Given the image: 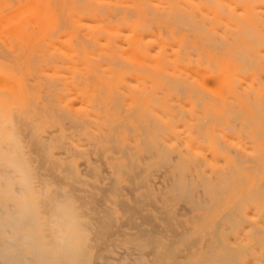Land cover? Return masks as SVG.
Returning <instances> with one entry per match:
<instances>
[{"label": "rangeland", "instance_id": "obj_1", "mask_svg": "<svg viewBox=\"0 0 264 264\" xmlns=\"http://www.w3.org/2000/svg\"><path fill=\"white\" fill-rule=\"evenodd\" d=\"M40 1H42L41 3H43V5H42L43 7L40 6L42 13H44L43 11H49V13H51V11L54 9L53 12L56 15V18L54 19V21L57 20L58 24L51 26L48 29H45L46 30L45 33H44V30L43 31L41 30V31H34L33 34L30 33L29 38H26V35H24V37L20 36L21 38L19 37V39L24 38L21 41L18 40L17 39L18 37H17V38H15L17 41L12 40V44H11V39H9V40L3 39L2 33L0 34L1 40H3V41L6 40L7 42L9 41L10 42L9 44H11V45H9L8 43L2 42L0 40V68H1L0 69V94H6L8 96H11L10 97V103L12 105L13 104L17 105V106L13 105L15 107V109H17V111H18V112L16 111V113H17L16 115L19 119L16 118V124H17L21 134L23 133L22 135H23V138L25 139L24 140L25 144L28 147L27 148L28 156H29L30 162L32 164V167L34 169V173H35L36 177H38L37 178L38 182L41 184L42 187H45L48 190L49 194L53 198H61V197L65 198L66 197L73 202V204L75 205L77 210H79L78 211L80 214L79 217L83 221V227H84V229H86V231L88 233L87 244L86 245H80V246H79V244H77L76 249L78 252H77L76 258L78 256H80V257L78 259L75 258L74 260L72 258V253H71L70 257H66V255H69V251H67V250H64V251L60 250L61 253L58 252L59 249H57L58 251L57 250L53 251L52 248L55 246L52 247V244H50V242H49V244H47L45 246H35L36 250H39V248H41V247L45 251L50 249L51 253L49 254V252H47L48 253L47 256L49 257V255H50L52 257V255H53L52 258L51 257L46 258L44 256H40L41 257L40 258L39 254L37 253V251L34 250L33 247H27L25 249V247H26L25 246L24 247L25 251H23L24 249L22 250V248H21L23 246V244L19 243V245H21V246H19L18 243H16L17 239H14V242H15L14 244L19 246V247L15 246L16 249L13 248L15 251L17 250V252L14 251L15 253L11 254V252L13 251V249H11L9 251L11 255L7 251H5L4 254L7 257L9 255L14 256L15 254H16V256L13 257V259H12V257L11 258L9 257L11 260L9 258H6L5 256L4 257L2 256L3 258L0 257L1 258L0 264H9V263L15 264L14 262H16V264H19L20 262L18 263L17 260L19 259V261H20V258H21V263H22V261L27 260L28 264L30 262H31L30 264H33L32 263L33 258H30L31 257L30 255H33L32 253L38 254V256L36 254H34V256H37V257L32 256L35 259H37V261L34 259V261H33L34 264H35V262L37 264L38 263L41 264L40 262L42 261L43 258H46L45 261L49 259V261L53 262V263L49 262L48 264H57V263L62 264L64 262H66V264H150L149 262H151V264H153L154 262H155V264H161V263L163 264L166 261H167L166 262L167 264H178V262L180 264L181 263L189 264L193 258V257L190 258L192 253H194V254H192L194 256V259L195 258L197 259V257H199L197 260L198 262L201 261V262H199V264H204L203 263L204 261L207 262V260L210 257V254H211V257L213 255L214 256L212 258L210 257L211 259H209V260L211 262L208 261L209 264L213 263V262H214V264H224L223 261L225 259H226L225 261L230 262V264H264V185H263L264 184V166H263L264 165V161H263L264 160V122L256 123L257 121L254 120L256 117H254V119H251V116L249 118H247L248 117L247 114L249 112L247 113L245 108L243 109L242 107H238L237 105L235 107L236 102L233 100H230V99H232L231 96L235 97L234 95L237 93H235V94L232 93L233 94L232 95L230 93L231 90L229 89V87H225L226 89L228 88V91L230 90L229 92L226 89H224V90L219 89L217 91L218 94H217V92H216V94H214L213 92H210V91H207V92L206 91H204V92L200 91L199 92V90H197V89H196L197 93L195 90H194L195 91L194 93L191 92L192 90H190L189 91L190 93L188 91L187 92L182 91V92H176V93L173 91V93H174L173 94V93H171L172 91L170 92V90H171L170 89V90H168L169 92L167 90H165L166 92L164 93V95H162L163 94V92L161 91L162 89L155 90V91L152 90V91H154V92H152L151 89L148 88L146 90V92L145 91L140 92V93L138 92L139 94H141V96L143 98V100H140V101L137 100V98H139V96H137V94H136L137 90L139 91L140 88L135 89L138 86L135 85V87H134V84L132 85L133 90L129 89V92H131L132 94L129 92L128 93L124 92L122 90V91H119L120 96H118V94H119V92H117L118 90L113 89V90H111V92H110V90L107 91L103 87V85H102L103 89L101 88V84L99 85L100 87H98L97 89H95L94 87H91V86H93L91 83H97L96 82L97 79L95 80V78L92 77V79L90 78V80L89 79L86 80L84 78H81L80 76L74 75L73 71L75 69L74 68L75 66H76V68L79 67V70L82 69L83 68L82 65H84L86 62L87 63L91 62V66L93 65L92 62H94L96 64L95 59L92 58V56H95L94 52L97 51L96 50L97 47L94 48V46H92V45H91L92 47H90V46L87 47L86 45H90V43H84L86 45H83V46H81L79 44V46H78L79 42H75V41L73 43L74 44L76 43L75 44L76 47H74L75 45L68 44V42L70 40L58 39V36L60 38H62V37H65V35H67L66 32L68 33L69 32L68 30L70 28L69 23H67V22L66 23L65 22L60 23L61 18L60 19L58 18L59 10H56V11H58V14L55 11V8H57V9H59V8H58V6L54 7L52 5V4H54V2H55V5H57L59 3V2H57V0L56 1L51 0L52 4L48 3V2H50L48 0H40ZM138 1L142 2L141 6H139V7L141 9H143L142 11H144L146 14L149 12V9L151 10L155 7H158V9L164 8L165 5L170 6V5H168V3L171 4V2H173L171 4V7H168L169 10L172 9V10H176L179 12H182L183 10H184V12H188V11L192 10L191 12L194 11L195 14H197V18L199 17L198 14L202 13L201 10L204 11L203 14L206 15L210 10L218 9L219 5L222 8V10H224V6L232 5L230 3L231 0L230 1L229 0H216V4H215V0H213V1L212 0H203V1H201L202 3H199L198 2L199 0H194V2L197 1V3H199L200 8H201V10H200L199 7L197 8V6H199V5L196 4V6H194L195 3L194 4L191 3V1H193V0H190V1L189 0H183L184 2H186V4L184 2H182L181 0H168V2H167V0H151V1L150 0H147V1L146 0H138ZM148 1H149V4L147 3ZM160 1L164 2V3H162V5H161ZM225 1L229 4H227ZM2 2L4 4L2 11L7 10L9 8H13L16 6L15 5L16 2H14V0H8V2H7V0H3ZM157 2H160V4ZM210 2H211V5H209ZM212 2H214V5ZM233 2H234L233 5H234L235 10H236V12H235L236 15H234L235 20H236L235 23L237 22L236 24H241L243 26V28L252 26V28H249V29L252 31V33L254 35H256V36L258 35V37L259 36L262 37V38H259V42H261L260 39H262V41L264 42V40H263L264 39V35H263L264 34V22H263L264 21V8H263L264 7V0H233ZM60 3H59V5H62V2H60ZM176 3H178L179 6ZM207 3H209V4H207ZM223 3L225 5H223ZM251 3H253V4H251ZM46 4L48 5L47 6L48 10L46 8ZM189 4H193V5L189 6ZM203 4H205V5H203ZM50 5H52V7H54V8H52ZM126 5H129V4L127 3ZM146 5H147V7H146ZM150 5H153V6H150ZM253 5L256 7H254ZM149 6H150V8L148 9ZM238 6H239V8H238ZM59 7H61V6H59ZM173 7L174 8L177 7V9H174ZM230 7L231 6H229V8ZM166 8H164V9H166ZM206 8L208 9V12H207ZM94 9H96L97 11H102V9L100 7L99 8L94 7ZM126 9L128 11H130L132 8L130 9L129 6H126L123 10H120V11L123 13H127L128 11ZM155 9H153L149 13H152V12L155 13V11H156V14L159 15L160 14L159 10H157V8H155ZM225 9H226V7H225ZM147 10H148V12H146ZM226 10H228V7ZM230 10H232V7L230 8ZM133 11H134V9H132V11H130L128 13V15L130 17L135 14V12H133ZM244 11L245 12L247 11V12L245 13ZM251 12L254 14H252ZM248 13H250V14H248ZM245 17H247L246 19L249 18V21L248 20L247 21H248V24L250 26H248L247 21H244ZM161 18H163V17H161ZM250 21H251V23H249ZM214 23L215 22L212 21L211 26H210V23L208 24L210 26V27L207 26L209 30H211L213 27H217L216 23L215 24ZM223 23H225V22L223 21ZM243 24H245V25H243ZM57 25H59V26H57ZM224 26L228 27L227 24ZM53 27H54V29H53ZM51 28H52V30H51ZM56 28H58L57 31H60L61 29H63L64 34L61 35L60 34L61 32H59V34L61 36L58 35L57 31H55ZM66 28H68V29H66ZM65 29L67 31H65ZM49 30H51V31H49ZM40 32H41V34L43 33L42 34L43 36L47 32L48 33L51 32L48 35L47 34L45 35L46 36V42L48 44L45 43L44 39L40 40L43 37L42 35H41L42 37L39 36ZM179 33L181 34L180 38L182 36H185L183 34H186L187 39L192 38L189 40L190 42L192 41V43L194 40H195L194 43H196L198 40H200L199 38L193 36L192 33H190V32L182 30ZM259 33H260V35H259ZM55 34H57V38L55 37ZM190 34H191V37H190ZM188 35H189V37H188ZM30 37H31V39H30ZM34 37H35V39H34ZM38 37H39V40H38ZM51 37H53V38L55 37L56 41H55V38L53 40ZM48 38L50 40L55 41L54 43H56L57 45L51 44L53 42L50 41ZM195 38H197L198 40ZM7 39H8V37H7ZM26 39H29V40H26ZM13 41H14V43H17V42H19V43L13 44ZM23 41H25L24 44H22ZM29 41L30 42L33 41V43L28 44ZM48 41H50V42H48ZM62 42L64 43V46L62 45L63 44ZM4 43H6L7 45L6 44L5 45L7 47L8 46L9 47L7 48L5 45H3ZM59 43L60 44L62 43L61 46H59ZM202 43L203 42L201 41V43L199 45L201 46ZM257 44H258V42H257ZM262 44H264V43H261L259 45L262 46ZM16 45H17V48H16ZM24 45L26 46V48ZM65 46L68 47V48L66 47V50L64 49ZM18 47H19V49H18ZM80 47H82V48H80ZM201 47H203V49H208V48H206L205 43L202 44ZM13 48H15V49L13 50ZM43 48H44V50H43ZM73 48H75L74 49L75 51H77V49H78L79 52L83 51L86 54L85 53L82 54L83 56H81L80 54L78 55L77 52H73V54H72V52H70V51H71V49L73 50ZM91 48H93L95 51H92L93 49H91ZM50 49H51V51H50ZM5 51H6V53H5ZM15 51H16V53H15ZM10 52H14L15 54L10 53ZM19 53L21 54V56L19 55ZM28 53H29V55H28ZM41 53H42V56L40 55ZM65 53H67V54H65ZM88 54H91V56H88ZM22 55L24 57L26 55V57H25L26 60H24L25 58ZM89 57H91L92 61L90 60ZM30 59H31V61H30ZM96 59L98 60V57H96ZM103 60L105 62L106 59L102 58L100 61H103ZM14 61L16 64L14 63ZM256 62L258 63L257 65H259V62H260L259 56H258ZM37 63H38V65H37ZM105 63H104V65H105ZM32 65L34 66V68ZM40 65H41V67H40ZM96 65L98 67L104 66L102 64V62H101V65H100V63H97ZM51 69H53L54 71L52 72ZM256 71H258L257 73L264 72V70H260L261 71L260 72L259 68L256 69ZM44 72H46V73H44ZM42 73H44L45 75L44 74L41 75ZM49 73H51V74H49ZM56 73H60V74L56 75ZM262 74L263 75H260V74H258V75L261 76L260 80L264 81V79H263L264 73H262ZM258 75H256V77H258ZM2 77H3V79H2ZM246 77H248V76L246 75ZM74 78L76 79V81H74ZM237 78L241 79L239 77H237ZM47 79H49V81ZM257 79H259V78H257ZM29 81H31V82H29ZM7 82H10V83H7ZM54 82H56V83H54ZM34 83H35V85H34ZM23 84H25V85H23ZM90 84H91V86H90ZM261 84L263 85L264 83H261ZM22 85H23V87H22ZM65 85H70V86H65ZM6 86H7V88H6ZM54 86L56 87V89ZM69 87H71V88H69ZM46 88L48 91L45 90ZM9 89L12 90L13 92L10 93ZM24 89L26 92L24 91ZM53 89H55V90H53ZM35 90H37V91H35ZM43 90H44V92H43ZM34 91H35V93H34ZM49 91H51V93ZM77 91H78V94L76 93ZM92 91H94V92H92ZM133 91H136V92H133ZM40 92H42V93H40ZM48 92L51 95H49ZM95 92H97V94ZM115 92H117V93H115ZM12 93H14V94H12ZM57 93L61 94V95H57ZM72 93L74 95H72ZM24 94H30V96L24 95ZM206 94H207V96H206ZM56 95L60 98L59 101L61 103L58 102V99H57L58 97L57 98L55 97ZM76 95H78L77 96L78 98L76 97ZM91 95H92V97H91ZM113 95H116V96L114 97ZM203 95H205V96H203ZM60 96H62V97H60ZM173 96L175 97V99H173ZM183 96H185L184 97L185 99L183 98ZM65 97H68V98L66 99ZM93 97H94V100H93ZM128 97L129 98L132 97V98L128 99ZM180 97L182 98L181 99L182 102L185 103L184 105H181V104H183L182 102L180 103L181 100H178V101L176 100V98L179 99ZM194 97H195V102L193 99ZM227 97H228V99H227ZM55 98L57 100H55ZM83 98H85V99H83ZM115 98L118 100H116ZM142 98L140 97V99H142ZM199 98H201L203 100L197 101V99L199 100ZM224 98H226L230 102L231 101L235 102L234 105L233 104L231 105V103L229 104V101H227L228 105L226 106L227 108H225L226 104H223ZM81 99L84 100L83 103H81L82 102ZM89 99L91 101H89ZM98 99H100V100H98ZM121 99L124 101L122 102ZM144 99L146 100L145 102H144ZM187 99H189V101ZM191 99H193V100H191ZM204 99L209 102V103H207V106L209 105L208 107L206 106V101H204ZM233 99L235 100V98H233ZM87 100H88V102H87ZM129 100L130 101L132 100V102L130 103ZM134 100H135V102H134ZM136 100L139 102H137ZM186 100H187V104H186ZM214 100H216V101H214ZM120 101H121V103H120ZM93 102L94 103L96 102V103L94 104ZM113 102H114V104H113ZM219 102L222 103V106ZM251 102H252V100H251ZM26 103H28V104H26ZM80 104L82 106H80ZM101 104H103V106ZM70 105H72V106H70ZM86 105H88V106H86ZM251 105L253 106V103L251 104L249 102V106H251ZM26 106H27V108H26ZM155 106H157L158 108H156ZM200 106L201 107L204 106V107H202L203 109ZM30 107H32V109ZM84 107H86L87 109ZM112 107H113V109L111 110ZM118 107H121V108H119L120 110H118ZM21 108H23V110L20 111ZM64 108H65V110H64ZM95 108H97V109H95ZM136 108L138 110H136ZM172 108H174V109H172ZM196 108L197 109L199 108V109L197 110ZM121 109H123V110H121ZM126 109H128L127 112H124V111H126ZM194 109L197 110V112H195ZM240 109H241V111L239 112ZM200 110H201V112H200ZM237 110H238V112H237ZM129 111H131V112H129ZM203 112L205 114H203ZM18 113H21V114H18ZM23 114L24 115L26 114V115L23 116ZM51 114H52V116H51ZM208 114H211V115H208ZM214 114H216V115H214ZM239 114L242 118L244 116H246V117H244L246 120L244 118H243V120H241L242 118L238 117ZM256 114H257V112H255V115ZM126 115L128 116V118ZM21 116H22V118H21ZM236 116L241 121H239V119H236ZM193 117H194L195 121L193 120ZM215 117H218V119ZM32 118H34V120ZM200 118H202V119H200ZM252 118H253V116H252ZM86 119L88 121H86ZM102 119H103V121H102ZM125 119H126V121H124ZM180 119H182V120H180ZM185 119H187V120H185ZM121 120H123V121L121 122ZM236 120H238V121L236 122ZM84 121H86L87 123ZM106 121L108 122V125H107ZM128 121H129V124H128ZM137 121H138V124H137ZM199 122L200 123L202 122V123L200 124ZM216 122H218V124ZM251 122L253 123V126H251L252 125ZM33 123H35V124L33 125ZM62 123H64L65 125ZM126 123H127V126H126ZM248 123L251 125L247 127V125H249ZM239 124H241V125H239ZM258 124H260L261 126ZM32 125L34 127L35 126L36 127L33 128ZM114 125H117V126L114 127ZM128 126H130V128H128ZM245 127L247 128V130L245 129ZM114 128H117L118 130L117 129L115 130ZM123 128H126V130ZM209 128H211V129H209ZM260 129H261V131H260ZM35 130H36V132H34ZM113 130H115V131H113ZM134 130H136V131L134 132ZM196 130H198V131L200 130V131L198 132ZM120 131L122 133H120ZM146 131H147V133H146ZM195 131H196V133H195ZM104 132H105V134H104ZM39 133H41V134L39 135ZM139 133H141V134H139ZM255 133H256V135H255ZM142 134L144 135V137L142 136ZM38 135H39V139H38ZM96 135H98V136H96ZM105 135L107 138L105 137ZM112 135H114V136H112ZM185 135L188 137H185ZM99 136H101V138ZM115 136H117V137H115ZM223 136H225V137H223ZM227 136H229V137H227ZM234 136H235V138H234ZM97 137H99V138H97ZM119 137H120V139H119ZM198 137H199V139H198ZM200 137L204 139V142H203V140H201ZM40 138H42V139L40 140ZM112 138H114V139H112ZM125 138L128 140L127 142H126ZM101 139H104L105 142L103 140L101 141ZM157 139L159 141H157ZM185 139H187V141ZM258 139H259V141H258ZM262 139H263V141H261ZM60 140H61V142H60ZM238 140L242 141V144ZM43 141H44V143H43ZM62 141H65V142H62ZM91 141H93V142H91ZM129 141H131V142H129ZM228 141H230V142H228ZM95 142H97V143L95 144ZM128 142H129V144H128ZM171 142H172V144H171ZM39 143H41L42 147L40 146ZM210 143H212V144H210ZM64 144H66V145H64ZM72 144H73V146H72ZM117 144L118 145L120 144V145L118 146ZM130 144H132L133 146H131ZM151 144H153V145H151ZM189 144H191V145H189ZM238 144H240V146H238ZM257 145L260 148L257 147ZM44 146H45V148H44ZM103 146L105 147V149H104L105 152L103 151V148H104ZM128 146H130V147H128ZM189 146H191V148ZM224 146H226V147L224 148ZM118 147H121V149ZM161 147H162V149H161ZM198 147H200V148H198ZM246 147H247V149H245ZM248 147H250V148H248ZM196 148H198V149H196ZM251 148H253L252 150H254V151H251ZM258 148L260 149V151L258 150ZM106 149H107V151H106ZM228 149H230L231 152H228ZM156 152H157V154H156ZM207 152L209 153V155ZM234 152H235V154H234ZM237 152H239L238 155L236 154ZM252 152H253V154H252ZM97 153H99V154H97ZM211 153L214 155H212ZM254 153L256 155H254ZM168 154H169V156H168ZM175 154H177L176 157L177 156L178 157L181 156V157L176 158ZM30 155L32 158L30 157ZM101 155H103V156H101ZM257 155L258 156L260 155L259 158ZM163 157H165V158H163ZM204 157H207V158L209 157V158L207 159ZM244 157H246V159ZM211 158H213V159H211ZM163 159H167V160H163ZM174 159L176 162L174 161ZM215 160H217L216 161L217 164L215 163ZM186 161H187V163H185ZM162 163H163V165H162ZM142 165H144V166H142ZM173 165L175 168L173 167ZM178 165H180V168L182 170L179 168ZM225 165H226V167H225ZM138 167H140V168H138ZM179 169H180V172H178ZM198 169H200V170H198ZM225 169H226V172H225ZM130 170L133 172L131 173ZM134 171H135V173H134ZM148 171L149 172L153 171V173H148ZM176 171H177V173H181L180 175H178L179 177L181 176L180 178L177 176ZM207 171H209V172H207ZM223 172H225V173H223ZM231 172H234V173H231ZM237 172H239V173H237ZM174 173L176 174V176ZM189 173H191L190 174L191 176H189V178H188L187 176L189 175ZM230 173L233 175V178H232V175ZM224 175L226 177H229L227 184H230V186L228 185V187H227V184L225 183L227 181V178H226V180L223 179ZM174 176L177 178H175ZM207 178H208V180H211V182L207 181ZM212 178H213V180H212ZM220 178H222L224 180V182H223V180H221L222 183L218 182V181H220ZM230 180L232 182H229ZM176 181H178V182L184 181V182H182L183 184L180 182L181 184L179 185L176 183ZM216 181L219 183L218 186H216L217 185ZM207 183H209V184L207 185ZM176 185H177V187H176ZM173 187H175V188H173ZM221 188H222V190H220ZM261 188H262V190H261ZM51 189H53V190H51ZM54 190H56V191H54ZM57 190L59 191V193ZM186 191H187V194H186ZM60 192H62V193H60ZM181 192H182V194H181ZM220 192H222V193H220ZM189 193H191V194L189 195ZM206 193H208V194H206ZM53 194H55V196ZM245 196H247V198ZM182 197H184V199ZM194 199H196V200H194ZM209 200H210V202H209ZM197 206H199V207L197 208ZM229 213H231V214H229ZM232 213L234 215H232ZM245 213H247V214H245ZM227 214H228V216H227ZM236 214H238V215H236ZM211 215H213L214 217ZM226 216L229 217V219L228 218L226 219ZM196 218H200V219H196ZM219 218L221 221L217 220ZM212 219H214V220H212ZM222 219L223 220L226 219L224 221L225 223H220V222H223ZM230 219H232L231 222H229ZM199 222L202 225L201 229L204 228L203 230H206L205 233L203 230H202V232L200 231L201 229L198 227L200 225ZM196 223L197 224L199 223V225H197ZM204 224H206V225L204 226ZM208 224H209V226H207ZM235 224H237V225H235ZM224 227H225V229H224ZM212 228H214L215 232H216V230L218 232V234L212 233V235L217 234V236H219L222 241L220 240L219 237L217 238V236L215 237L216 239H213L214 237H211L212 239L206 238L205 234L207 235L209 232L211 234V230L213 231ZM232 229H233V231H232ZM200 232H201V234H199ZM4 233H6V232L4 231ZM194 233H196L198 235L194 236V235H196ZM2 234H3V232L2 233L0 232V245H1L0 249L1 248L3 249V251L0 250V253H3L4 250L6 249L5 246L9 245V244L7 245L6 241H4V240H6L9 237H13L11 235V232L7 234L8 237H7V235H5V236L3 235V237H2ZM184 238H187L186 239L187 241H183V240H185ZM178 239H180L181 243H183L184 245L179 243L180 241ZM188 239H189V241H188ZM209 239H210V241L213 240L212 242H213V244L215 243L214 244L215 246L217 245V242H218V245L220 247H217L218 246L217 245L216 247L213 248L212 246H214V245H212V243L209 241ZM196 240H197V242H196ZM176 241H178L177 243L179 245L176 243ZM190 241H192V242H190ZM261 242H263V243H261ZM51 243H53V242H51ZM207 243H210V244H208L209 247H207L208 246V245H206ZM170 246H172V247H170ZM197 246L199 248V251H198ZM210 246H211L212 251L209 250ZM168 247L174 248V251L175 250H177V251L173 252V250L169 249ZM177 248H179V250ZM213 249H215V250H213ZM195 250H196V252H195ZM20 251L24 252V254H22ZM31 251H32V253H30ZM181 251H182V254L180 253ZM213 251L214 252L216 251V253L214 254ZM18 252L22 255L18 254ZM158 252H160V254ZM63 253L66 255H64ZM195 253H197L198 255H196ZM202 253H205V255H206V256L204 255L205 258L208 257L207 260H205V258L202 256V258L204 259L202 261V258L200 257V255H202ZM17 254H18V256H17ZM164 254L166 256H169L172 254L173 256L171 255L169 257H165ZM186 254L189 255V256H187L189 258L188 260H187ZM26 255H29L30 257L29 256L28 257L31 260L27 259L28 257ZM57 255H59L58 257H60V258H57L56 257ZM178 255H180V256H178ZM24 256L26 257L25 259H24ZM225 256H226V258H225ZM18 257H20V258H18ZM155 257L156 258L158 257L160 259H158V258L156 259ZM171 257H173V261H172ZM185 257H186V259H185ZM16 258H18V259H16ZM56 258H57V260H55ZM63 258L64 259L66 258V259L64 260ZM162 259H163V262H162ZM196 259H195V261H196ZM28 260H30V262H28ZM53 260L56 262H54ZM42 262L44 263V259ZM47 262L48 261H46L44 264H46ZM192 262H194V260ZM192 262L190 264H193ZM206 262H205V264H208ZM23 263L27 264L26 262H23ZM166 263H164V264H166ZM196 263L197 262H195L194 264H196Z\"/></svg>", "mask_w": 264, "mask_h": 264}, {"label": "bare ground", "instance_id": "obj_2", "mask_svg": "<svg viewBox=\"0 0 264 264\" xmlns=\"http://www.w3.org/2000/svg\"><path fill=\"white\" fill-rule=\"evenodd\" d=\"M3 0H0V34L2 33V35H3V39H6V40H9V39H11V44H12V40H16L15 38H17L18 40H23V39H19V37L20 36H23L24 37V35H26V38H29V34L30 33H32L33 34V32L34 31H43L44 30V33H45V29H48L49 27H51V26H54V25H56V24H58V21L57 20H55L54 21V19L56 18V15L54 14V9L51 11V13H49V11H43L44 13H42L41 12V7H43L42 5H43V3H41L42 1H40V0H14V2H16L15 3V7H13V8H9V9H7V10H4V11H2L3 9V2H2ZM48 1H50V2H48V3H50V4H52V1L51 0H48ZM53 1H56V0H53ZM147 1V0H146ZM151 1V0H150ZM182 2H184L183 0H181ZM180 1V2H181ZM190 1V0H189ZM201 1H203V0H199L198 2L199 3H202ZM213 1V0H212ZM230 1V0H229ZM7 2H8V0H7ZM57 2H62V5H59V3L57 4V5H55V2H54V4H52L54 7H57L58 6V8L59 9H57V8H55V11L56 10H59V15H58V18L61 20V22L60 23H69V32L67 33L66 32V34L67 35H65V37H62V38H60L59 36H58V39H65V40H70L69 42H68V44H73V45H75L73 42L75 41V42H79L78 43V46H79V44L81 45V46H83V45H86V44H84V43H90V45H86L87 47L88 46H90V47H92V46H94V48L95 47H97V51L96 52H94L95 54V56H92V58H94L95 59V62H96V64L97 63H100V65H101V62H102V64L104 65V63H105V65L102 67V66H97L94 62H92V66H91V62H89V63H85L84 65H82L83 66V68L82 69H80L79 70V67L78 68H76V66L74 67L75 69H74V71H73V73H74V75H76V76H80L81 78H84V79H89L90 80V78L92 79V77L93 78H95V80L97 79V83H91L93 86H91V84H90V86L91 87H94L95 89H97L98 87H100L99 85L101 84V88H102V85H103V87L107 90V91H109L110 90V92H111V90H113V89H116V90H118L117 92H119V91H124V92H129V89H132L133 87H132V85L134 84V87H135V85L136 86H138L137 88H135V89H139V91L137 90V96H139V98H137V100H143V98H142V96H141V94H139L140 92H146V90L148 89V88H150L151 89V91L152 90H160V89H162L161 91L163 92V94L162 95H164V93L166 92L165 90H170V92L171 93H173V91L176 93V92H182V91H185V92H189L190 90H192L191 92H195L196 91V93H197V90H199V92L200 91H210V92H213L214 94H216V92L220 89V90H224V89H226L225 87H229V89L231 90V94L233 93V94H235V93H237V94H235L234 96L235 97H233V96H231L232 97V99H230V100H233V101H235L236 102V104H235V107H236V105L238 106V107H242L243 109L245 108L246 109V111H247V118H249L250 116H251V119H254V117H256L254 120H256L255 122L256 123H260V122H264L263 120H264V84L262 85L261 83H264V81H261L260 80V78H261V76L260 75H263L262 73H264V72H262V73H257L258 71H256V69H258L259 68V71L260 70H264V44H262V46L261 45H259V44H261V43H264L263 41H262V39H260L261 40V42H259V38H262L261 36H259L258 37V35L256 36V35H254L253 33H252V31L249 29V28H252V26H250L249 24H248V21H249V18L248 19H246L247 17H245V19H244V21H247V24H248V26H250V27H246V28H243V26L241 25V24H236L235 23V17H234V15H236L235 14V12H236V10H235V7H234V2H233V0H231V4L233 5H226V6H224V10H222V8L220 7V5H219V7H218V9H216V10H210L209 12H208V9L206 8V10H207V14L206 15H204L203 14V12L204 11H202L201 10V8H200V5H199V3H197V1L196 2H194V0L193 1H191V3H195V5L194 6H196V4L197 5H199V6H197V8L199 7L200 8V10H201V14H198V18H197V14H195V12L193 11V12H191V11H188V12H184V10L182 11V12H179V11H176V10H169L168 9V7H171V4L173 3V2H171V4H169L168 3V5H170V6H167V5H165L164 6V8H166V9H164V8H159L158 9V7H155V8H157V10H159V15H157L156 14V11H155V13L154 12H152V13H149L150 11H152L153 9H155V8H153V9H149L150 8V6H153V5H150L149 7H148V9H149V12H148V10L146 11V12H148L147 14L144 12V11H142L143 9H141L139 6H141V4H142V2L141 1H138V0H57ZM56 2V3H57ZM156 2V1H155ZM161 2V1H160ZM160 2H157V3H159L160 4ZM167 2H168V0H167ZM179 2V1H178ZM226 2V1H225ZM224 2V3H225ZM233 2V3H232ZM129 4V5H126V4ZM148 4H149V1L147 2ZM162 3H164V2H161V5H162ZM185 4H186V2H184ZM213 3V5H214V2H212ZM220 3V2H219ZM223 3V5H225ZM227 3V2H226ZM241 3V2H240ZM61 4V3H60ZM152 4V3H151ZM158 4V5H159ZM176 4H178V3H176ZM182 4V3H181ZM193 4H189V6L191 5H193ZM207 4H209V3H207ZM215 4H216V0H215ZM227 4H229V3H227ZM251 4H253V3H251ZM256 4V3H255ZM52 5H50L51 7H52ZM160 5V6H161ZM203 5H205V4H203ZM209 5H211V2H210V4ZM222 5V4H221ZM236 5V4H235ZM41 6V7H40ZM48 5L46 4V8H47V10H48V7H47ZM59 6H61V7H59ZM126 6H129L130 7V9L132 8V9H134V11L133 12H135V14L134 15H132L131 17L128 15V13L130 12V11H132V9L130 10V11H128L127 9V13H123V12H121L120 10H123ZM178 6H179V4H178ZM218 6V5H217ZM229 6H231L232 7V10H230V8H229ZM237 6V5H236ZM254 6V5H253ZM10 7V6H9ZM54 7H52V8H54ZM94 7H97V8H101L102 9V11H97L96 9H94ZM146 7H147V5H146ZM225 7H226V9H227V7H228V10H226L225 9ZM254 7H256V6H254ZM152 8V7H151ZM174 8V7H173ZM188 8V7H187ZM190 8V7H189ZM220 8V9H219ZM238 8H239V6H238ZM237 8V9H238ZM243 8V7H242ZM264 8V7H263ZM168 9V10H167ZM174 9H177V7L176 8H174ZM191 9V8H190ZM213 9V8H212ZM257 9V8H256ZM68 10V11H67ZM100 10V9H99ZM156 10V9H155ZM198 10V9H197ZM187 11V10H186ZM239 11V10H238ZM6 12V13H5ZM57 12V14H58V11H56ZM132 12V13H133ZM158 12V11H157ZM162 12V13H161ZM241 12V11H240ZM245 12V11H244ZM247 12V11H246ZM245 12V13H246ZM53 13V14H52ZM239 13V12H238ZM242 13V12H241ZM252 13V12H251ZM248 14H250V13H248ZM252 14H254V13H252ZM261 14V13H260ZM247 15V14H246ZM163 17V18H161V17ZM252 16V15H251ZM260 18V17H259ZM258 19V18H257ZM253 20V19H252ZM57 21V22H56ZM212 21H214L215 23H216V25H217V27H213L211 30H209L208 29V27L207 26H209L208 24L210 23V26H211V22ZM223 21L225 22V23H223ZM264 22V21H263ZM214 23V24H215ZM249 23H251V21L249 22ZM228 25V27L227 26H224V25ZM253 24V23H252ZM230 25V26H229ZM243 25H245V24H243ZM57 26H59V25H57ZM209 26V27H210ZM232 26V27H231ZM254 26V25H253ZM257 26V25H256ZM56 27V26H55ZM231 27V28H230ZM233 28V29H232ZM254 28V27H253ZM257 28V27H256ZM53 29H54V27H53ZM57 29L58 28H56L55 29V31H57ZM66 29H68V28H66ZM65 29V31H67ZM262 29V28H261ZM51 30H52V28H51ZM51 30H49V31H51ZM187 31V32H190V33H192V35L193 36H195V37H197V38H199L200 40H198L197 38H195V39H197L198 41L196 42V43H194L195 42V40L193 41V43H192V41L190 42L189 40L190 39H192V38H188L187 39V37H186V34H183V35H185V36H182L181 38H180V33L179 32H181V31ZM48 31V30H47ZM54 31V30H53ZM260 31V30H259ZM59 32H61L60 34L62 35V34H64V32H63V29H61L60 31H57V34L58 35H60L59 34ZM63 32V33H62ZM5 35H4V34ZM49 33H51V32H49ZM48 32L46 33L47 35L49 34ZM54 33V32H53ZM56 33V32H55ZM43 34V33H42ZM41 34V32H40V37H42L43 35ZM46 34H44V36L40 39V40H42V39H44L45 40V43L46 44H48L47 42H46ZM57 34H55V37L57 38ZM42 35V36H41ZM60 35V36H61ZM259 35H260V33H259ZM264 35V34H263ZM5 37V38H4ZM7 37H8V39H7ZM45 37V38H44ZM54 37V38H55ZM188 37H189V35H188ZM190 37H191V34H190ZM21 38V37H20ZM53 40H54V38L53 37H51ZM56 38H55V41H56ZM30 39H31V37H30ZM34 39H35V37H34ZM49 39V38H48ZM1 40V39H0ZM6 40H1L2 42H6V43H10L9 41L7 42ZM26 40H29V39H26ZM38 40H39V37H38ZM50 40V39H49ZM53 40H50V41H52L53 43H51V44H56V43H54L55 41H53ZM264 40V39H263ZM17 41V40H16ZM15 41V42H16ZM35 41V40H34ZM50 41H48V42H50ZM201 41L203 42L202 44H204L205 43V46H206V48H208V49H203V47H201L202 46V44H201V46L199 45L200 43H201ZM257 42H258V44H257ZM6 43H4L3 45H5ZM19 42H17V43H14V41H13V44H18ZM21 43V42H20ZM25 43V41H23L22 42V44H24ZM30 43H33V41L32 42H30L29 41V43L28 44H30ZM63 43V42H62ZM61 43V44H62ZM11 44H9V45H11ZM61 44L59 43V46H61ZM7 45V44H6ZM5 45V46H6ZM57 45V44H56ZM63 46H64V43L62 44ZM72 45V46H73ZM92 45V46H91ZM25 46V45H24ZM53 46V45H52ZM58 46V47H59ZM68 46V45H67ZM67 46H65L64 47V49L66 50V47ZM71 46V45H70ZM85 46V47H86ZM7 47V46H6ZM9 47V46H8ZM7 47V48H8ZM46 47V46H45ZM54 47V46H53ZM57 47V46H56ZM74 47H76V45L74 46ZM6 48V49H7ZM16 48H17V45H16ZM25 48H26V46H25ZM33 48V47H32ZM68 48V47H67ZM80 48H82V47H80ZM100 50H99V49ZM205 48V47H204ZM2 49V48H1ZM15 48H13V50H14ZM18 49H19V47H18ZM55 49V48H54ZM61 49V48H60ZM75 48H73V50L71 49V51L70 52H72V54H73V52H77L78 53V55L80 54L81 56H83L82 54H84L85 52H79L78 51V49H77V51H75L74 50ZM91 49H93V48H91ZM35 50V49H34ZM38 50V49H37ZM43 50H44V48H43ZM62 50V49H61ZM64 50V51H65ZM86 50V49H85ZM84 50V51H85ZM17 51V50H16ZM16 51H15V53H16ZM46 51V50H45ZM50 51H51V49H50ZM91 51V50H90ZM92 51H95L94 49L92 50ZM69 52V51H68ZM69 52V53H70ZM87 52V51H86ZM5 53H6V51H5ZM10 53H14V52H10ZM14 53V54H15ZM35 53V52H34ZM3 54V53H2ZM45 54V53H44ZM50 54V53H49ZM48 54V55H49ZM65 54H67V53H65ZM86 54V53H85ZM5 55V54H4ZM10 55V54H9ZM19 55L21 56V54L19 53ZM27 55V54H26ZM26 55H25V57H26ZM28 55H29V53H28ZM41 56H42V53L40 54ZM39 55V56H40ZM47 55V54H46ZM71 55V54H70ZM3 56V55H2ZM6 56V55H5ZM8 56V55H7ZM15 56V55H14ZM23 56V55H22ZM35 56V55H34ZM45 56V55H44ZM88 56H91V54H88ZM258 56H259V65H257L258 63L256 62L257 61V58H258ZM24 57V56H23ZM22 57V58H23ZM24 57V58H25ZM30 57V56H29ZM71 57V56H70ZM96 57H98V60L96 59ZM2 58V57H1ZM41 58V57H40ZM74 58V57H73ZM87 58V57H86ZM90 58V60L92 61V59H91V57H89ZM106 59L105 60V62H104V60L103 61H100L101 59ZM76 59V58H75ZM93 59V60H94ZM24 60H26V58L24 59ZM80 60V59H79ZM78 60V61H79ZM262 60V61H261ZM29 61V60H28ZM30 61H31V59H30ZM34 61V60H33ZM49 62V61H48ZM104 62V63H103ZM14 63H15V61H14ZM61 63V62H60ZM11 64V63H10ZM9 64V65H10ZM16 64V63H15ZM36 64V63H35ZM69 64V63H68ZM14 65V64H13ZM37 65H38V63H37ZM65 65V64H64ZM71 65V64H70ZM80 65V64H79ZM99 65V64H98ZM3 66V65H2ZM15 66V65H14ZM33 66V65H32ZM36 66V65H35ZM63 66V65H62ZM81 66V67H82ZM11 67V66H10ZM13 67V66H12ZM40 67H41V65H40ZM80 67V68H81ZM9 68V67H8ZM24 68V67H23ZM22 68V69H23ZM33 68H34V66H33ZM261 68V69H260ZM1 69V68H0ZM10 69V68H9ZM25 69V68H24ZM41 69V68H40ZM69 69V68H68ZM4 70V69H3ZM13 70V69H12ZM16 70V69H15ZM14 70V71H15ZM52 70V72L54 71L53 69H51ZM22 71V70H21ZM24 71V70H23ZM61 71V70H60ZM42 72V71H41ZM57 72V71H56ZM257 74H256V73ZM261 72V71H260ZM18 73V72H17ZM44 73H46V72H44ZM44 73H42L41 75H43ZM49 74H51V73H49ZM53 74V73H52ZM58 74H60V73H56V75H58ZM258 74H260V75H258ZM17 75V74H16ZM45 75V74H44ZM70 75V74H69ZM246 75L248 76V77H246ZM256 75H258V77H256ZM37 76V75H36ZM67 76V75H66ZM71 76V75H70ZM69 76V77H70ZM260 76V77H259ZM39 77V76H38ZM37 77V78H38ZM74 77V76H73ZM237 77H239V78H241V79H238ZM264 77V76H263ZM25 78V77H24ZM47 78V77H46ZM71 78V77H70ZM257 78H259V79H257ZM2 79H3V77H2ZM10 79V78H9ZM66 79V78H65ZM79 79V78H78ZM83 79V80H84ZM264 79V78H263ZM262 79V80H263ZM5 80V79H4ZM48 81H49V79H47ZM108 80V81H107ZM261 82H259V81ZM2 81V80H1ZM6 81V80H5ZM55 81V80H54ZM74 81H76V79L74 78ZM29 82H31V81H29ZM35 82V81H34ZM41 82V81H40ZM93 82V81H92ZM95 82V81H94ZM113 82V83H112ZM115 82V83H114ZM7 83H10V82H7ZM54 83H56V82H54ZM82 83V82H81ZM42 84V83H41ZM40 84V85H41ZM47 84V83H46ZM51 84V83H50ZM49 84V85H50ZM59 84V83H58ZM79 84V83H78ZM23 85H25V84H23ZM23 85H22V87H23ZM34 85H35V83H34ZM53 85V84H52ZM56 85V84H55ZM83 85V84H82ZM89 85V84H88ZM4 86V85H3ZM59 86V85H58ZM57 86V87H58ZM65 86H70V85H65ZM5 87V86H4ZM55 87V86H54ZM89 87V86H88ZM2 88V87H1ZM6 88H7V86H6ZM10 88V87H9ZM12 88V87H11ZM68 88V87H67ZM69 88H71V87H69ZM73 88V87H72ZM35 89V88H34ZM49 89V88H48ZM55 89H56V87H55ZM55 89H53V90H55ZM75 89V88H74ZM100 89V88H99ZM103 89V88H102ZM197 89V90H196ZM10 90V89H9ZM14 90V89H13ZM46 91H48L47 90V88L45 89ZM52 90V91H53ZM88 90V89H87ZM92 90V89H91ZM133 90V89H132ZM142 90V91H141ZM164 90V91H163ZM195 90V91H194ZM227 91H228V88L226 89ZM229 90V91H230ZM6 91V90H5ZM24 91H25V89H24ZM35 91H37V90H35ZM35 91H34V93H35ZM41 91V90H40ZM76 91V90H75ZM154 91H152V92H154ZM228 91V92H229ZM11 92H13L12 90H10V93ZM26 92V91H25ZM43 92H44V90H43ZM50 93H51V91H49ZM49 92H48V94H49ZM73 92V91H72ZM92 92H94V91H92ZM109 92V93H110ZM117 92H115V93H117ZM133 92H136V91H133ZM139 92V93H138ZM161 92V93H162ZM169 92V91H168ZM40 93H42V92H40ZM46 93V92H45ZM77 94H78V91L76 92ZM75 93V94H76ZM96 94H97V92H95ZM129 93H131V92H129ZM151 93V92H150ZM159 93V92H158ZM157 93V94H158ZM160 93V94H161ZM170 93V94H171ZM190 93V92H189ZM195 93V94H196ZM12 94H14V93H12ZM55 94V93H54ZM91 94V93H90ZM101 94V93H100ZM122 94V93H121ZM132 94V93H131ZM139 94V95H138ZM147 94V93H146ZM152 94V93H151ZM156 94V95H157ZM174 94V93H173ZM181 94V93H180ZM217 94H218V92H217ZM220 94V93H219ZM230 94V95H231ZM232 94V95H233ZM10 95V94H9ZM24 95H29L30 96V94H24ZM42 95V94H41ZM49 95H51V94H49ZM48 95V96H49ZM57 95H61V94H58L57 93ZM55 96L56 98L58 97V96ZM72 95H74L73 93H72ZM197 95V94H196ZM202 95V94H201ZM22 96V95H21ZM36 96V95H35ZM43 96V95H42ZM41 96V97H42ZM45 96V95H44ZM47 96V97H48ZM78 95H76V97H77ZM89 96V95H88ZM114 97L116 96V95H113ZM118 96H120V92H119V94H118ZM117 96V97H118ZM144 96V95H143ZM155 96V95H154ZM171 96V95H170ZM176 96V95H175ZM203 96H205V95H203ZM202 96V97H203ZM206 96H207V94H206ZM46 97V96H45ZM52 97V96H51ZM60 97H62V96H60ZM64 97V96H63ZM70 97V96H69ZM75 97V96H74ZM75 97V98H76ZM91 97H92V95H91ZM98 97V96H97ZM116 97V98H117ZM140 97L142 98V99H140ZM156 97V96H155ZM158 97V96H157ZM172 97V96H171ZM185 96H183V98H184ZM25 98V97H24ZM29 98V97H28ZM49 98V97H48ZM55 98V100H57L58 99V102H60L59 100H60V98L58 97L57 99ZM66 99L68 98V97H65ZM78 98V97H77ZM80 98V97H79ZM111 98V97H110ZM115 98V99H116ZM132 98V97H131ZM131 98H129L128 97V99H131ZM134 98V97H133ZM221 98V97H220ZM233 98H235V100L233 99ZM52 99V98H51ZM62 99V98H61ZM83 99H85V98H83ZM83 99H81L82 100V102L81 103H83L84 102V100ZM113 99V98H112ZM127 99V100H128ZM136 99V98H135ZM173 99H175V97L173 96ZM182 98L180 97L179 99H177L176 98V100L178 101V100H181ZM185 99V98H184ZM190 99V98H189ZM189 99H187L188 101H189ZM194 99V102H195V97L193 98ZM193 99H191V100H193ZM206 99V98H205ZM204 99V101H206ZM209 99V98H208ZM215 99V98H214ZM218 99V98H217ZM227 99H228V97H227ZM226 98H224L223 99V101H224V103L223 104H226L225 105V108H227L226 106L228 105V103H227V101H229V100H227ZM16 100V99H15ZM93 100H94V97H93ZM97 100V99H96ZM98 100H100V99H98ZM116 100H118V99H116ZM122 100V99H121ZM133 100V99H132ZM132 100L130 101L129 100V102L131 103L132 102ZM136 100V101H137ZM171 100V99H170ZM187 100H186V104H187ZM201 100H203V99H201V98H199V100L197 99V101H201ZM251 100H252V102H251ZM28 101V100H27ZM54 101V100H53ZM52 101V102H53ZM89 101H91L90 99H89ZM114 101V100H113ZM124 100H122V102H123ZM139 101H137V102H139ZM146 100L144 99V102H145ZM214 101H216V100H214ZM233 101H229V104L231 103V105L233 104L234 105V103L235 102H233ZM248 101V102H247ZM25 102V101H24ZM51 102V103H52ZM76 102V101H75ZM87 102H88V100H87ZM111 102V101H110ZM128 102V101H127ZM134 102H135V100H134ZM158 102V101H157ZM182 102V100L180 101V103ZM249 102L252 104L253 103V106L251 107V106H249ZM32 103V102H31ZM61 103V102H60ZM77 103V102H76ZM79 103V102H78ZM94 103V102H93ZM96 103V102H95ZM94 103V104H95ZM99 103V102H98ZM120 103H121V101H120ZM126 103V102H125ZM171 103V102H170ZM183 103V102H182ZM207 103H209L208 101H206V106H207ZM216 103V102H215ZM220 103V102H219ZM248 105H247V104ZM26 104H28V103H26ZM25 104V105H26ZM57 104V103H56ZM70 104V103H69ZM75 104V103H74ZM85 104V103H84ZM100 104V103H99ZM113 104H114V102H113ZM116 104V103H115ZM123 104V103H122ZM185 103H183V104H181V105H184ZM189 104V103H188ZM201 104V103H200ZM221 104V106H222V103H220ZM13 105H15V106H17L16 104H13ZM58 105V104H57ZM76 105V104H75ZM102 106H103V104H101ZM129 105V104H128ZM140 105V104H139ZM157 105V104H156ZM205 105V104H204ZM32 106V105H31ZM70 106H72V105H70ZM80 106H82L81 104H80ZM86 106H88V105H86ZM116 106V105H115ZM153 106V105H152ZM196 106V105H195ZM209 106V105H208ZM207 106V107H208ZM230 106V105H229ZM19 107V106H18ZM25 107V106H24ZM106 107V106H105ZM141 107V106H140ZM156 108H158L157 106H155ZM171 107V106H170ZM201 107V106H200ZM202 107H204V106H202ZM201 107V108H202ZM26 108H27V106H26ZM31 109H32V107H30ZM54 108V107H53ZM71 108V107H70ZM83 108V107H82ZM84 108H86V107H84ZM91 108V107H90ZM89 108V109H90ZM119 108H121V107H118V110H120ZM133 108V107H132ZM145 108V107H144ZM148 108V107H147ZM160 108V107H159ZM191 108V107H190ZM229 108V107H228ZM234 108V107H233ZM37 109V108H36ZM39 109V108H38ZM87 109V108H86ZM92 109V108H91ZM95 109H97V108H95ZM103 109V108H102ZM113 109V107L111 108V110ZM115 109V108H114ZM130 109V108H129ZM154 109V108H153ZM172 109H174V108H172ZM197 109V108H196ZM199 109V108H198ZM197 109V110H198ZM203 109V108H202ZM230 109V108H229ZM21 110H23V108H21L20 109V111ZM44 110V109H43ZM46 110V109H45ZM64 110H65V108H64ZM107 110V109H106ZM110 110V109H109ZM116 110V109H115ZM121 110H123V109H121ZM127 110L128 109H126V111H124V112H127ZM136 110H138L137 108H136ZM150 110V109H149ZM155 110V109H154ZM169 110V109H168ZM188 110V109H187ZM197 110H195L194 109V111L195 112H197ZM207 110V109H206ZM209 110V109H208ZM226 110V109H225ZM228 110V109H227ZM249 110V111H248ZM16 111H17V109H16ZM96 111V110H95ZM101 111V110H100ZM104 111V110H103ZM117 111V110H116ZM152 111V110H151ZM159 111V110H158ZM203 111V110H202ZM231 111V110H230ZM241 111V109L239 110V112ZM243 111V110H242ZM18 112V111H17ZM37 112V111H36ZM40 112V111H39ZM46 112V111H45ZM49 112V111H48ZM51 112V111H50ZM60 112V111H59ZM107 112V111H106ZM118 112V111H117ZM129 112H131V111H129ZM135 112V111H134ZM185 112V111H184ZM200 112H201V110H200ZM226 112V111H225ZM237 112H238V110H237ZM244 112V111H243ZM242 112V113H243ZM255 112H257V114L255 115ZM42 113V112H41ZM61 113V112H60ZM91 113V112H90ZM105 113V112H104ZM103 113V114H104ZM122 113V112H121ZM148 113V112H147ZM150 113V112H149ZM153 113V112H152ZM156 113V112H155ZM186 113V112H185ZM230 113V112H229ZM18 114H21V113H18ZM31 114V113H30ZM92 114V113H91ZM102 114V113H101ZM139 114V113H138ZM137 114V115H138ZM154 114V113H153ZM152 114V115H153ZM163 114V113H162ZM188 114V113H187ZM203 114H205L204 112H203ZM233 114V113H232ZM26 115V114H25ZM24 114H23V116H25ZM28 115V114H27ZM42 115V114H41ZM40 115V116H41ZM88 115V114H87ZM149 115V114H148ZM170 115V114H169ZM208 115H211V114H208ZM214 115H216V114H214ZM223 115V114H222ZM234 115V114H233ZM51 116H52V114H51ZM97 116V115H96ZM104 116V115H103ZM111 116V115H110ZM122 116V115H121ZM127 116V115H126ZM179 116V115H178ZM177 116V117H178ZM188 116V115H187ZM200 116V115H199ZM198 116V117H199ZM203 116V115H202ZM201 116V117H202ZM231 116V115H230ZM252 116H253V118H252ZM28 117V116H27ZM72 117V116H71ZM143 117V116H142ZM141 117V118H142ZM151 117V116H150ZM219 117V116H218ZM218 117H215V118H217L218 119ZM224 117V116H223ZM238 117H240V118H242L241 116H240V114H239V116ZM237 116H236V119H239ZM244 117H246V116H244ZM243 117V118H244ZM16 118H18L17 117V115H16ZM21 118H22V116H21ZM105 118V117H104ZM123 118V117H122ZM127 118H128V116H127ZM144 118V117H143ZM152 118V117H151ZM214 118V119H215ZM243 118L241 119V120H243ZM19 119V118H18ZM17 119V120H18ZM27 119V118H26ZM33 120H34V118H32ZM31 119V120H32ZM36 119V118H35ZM124 119V118H123ZM134 119V118H133ZM184 119V118H183ZM200 119H202V118H200ZM245 119V118H244ZM258 119V120H257ZM30 120V121H31ZM37 120V119H36ZM93 120V119H92ZM117 120V119H116ZM130 120V119H129ZM167 120V119H166ZM165 120V121H166ZM180 120H182V119H180ZM185 120H187V119H185ZM193 120L195 121V119H194V117H193ZM207 120V119H206ZM235 120V119H234ZM240 119H239V121H241ZM246 120V119H245ZM86 121H88L87 119H86ZM86 121H84V122H86ZM102 121H103V119H102ZM101 121V122H102ZM119 121V120H118ZM123 120H121V122H122ZM124 121H126V119L124 120ZM177 121V120H176ZM191 121V120H190ZM199 121V120H198ZM232 121V120H231ZM238 120H236V122H237ZM41 122V121H40ZM71 122V121H70ZM93 122V121H92ZM107 122V121H106ZM134 122V121H133ZM178 122V121H177ZM246 122V121H245ZM254 122V121H253ZM87 123V122H86ZM148 123V122H147ZM200 123V122H199ZM202 123V122H201ZM200 123V124H201ZM217 124H218V122H216ZM252 123V122H251ZM22 124V123H21ZM35 123H33V125H34ZM62 124H64V123H62ZM112 124V123H111ZM128 124H129V121H128ZM137 124H138V121H137ZM204 124V123H203ZM206 124V123H205ZM249 124V123H248ZM19 125V124H18ZM26 125V124H25ZM31 125V124H30ZM32 125V126H33ZM40 125V124H39ZM65 125V124H64ZM81 125V124H80ZM107 125H108V122H107ZM124 125V124H123ZM142 125V124H141ZM149 125V124H148ZM158 125V124H157ZM236 125V124H235ZM234 125V126H235ZM239 125H241V124H239ZM251 124H249V125H247V127L248 126H250ZM257 125V124H256ZM258 125H260V124H258ZM112 126V125H111ZM117 125H114V127H116ZM121 126V125H120ZM126 126H127V123H126ZM138 126V125H137ZM146 126V125H145ZM151 126V125H150ZM205 126V125H204ZM230 126V125H229ZM232 126V125H231ZM238 126V125H237ZM251 126H253V123H252V125ZM261 126V125H260ZM36 127V126H35ZM34 126H33V128H35ZM109 127V126H108ZM122 127V126H121ZM125 127V126H124ZM160 127V126H159ZM190 127V126H189ZM188 127V128H189ZM239 127V126H238ZM241 127V126H240ZM29 128V127H28ZM27 128V129H28ZM39 128V127H38ZM100 128V127H99ZM102 128V127H101ZM107 128V127H106ZM112 128V127H111ZM110 128V129H111ZM128 128H130V126H128ZM155 128V127H154ZM212 128V127H211ZM211 128H209V129H211ZM233 128V127H232ZM260 128V127H259ZM32 129V128H31ZM46 129V128H45ZM115 130L117 129V128H114ZM123 129H125L126 130V128H123ZM167 129V128H166ZM184 129V128H183ZM235 129V128H234ZM245 129L247 130V128L245 127ZM253 129V128H252ZM59 130V129H58ZM107 130V129H106ZM115 130H113V131H115ZM118 130V129H117ZM177 130V129H176ZM175 130V131H176ZM190 130V129H189ZM194 130V129H193ZM263 130V129H262ZM25 131V130H24ZM136 130H134V132H135ZM149 131V130H148ZM158 131V130H157ZM196 131H198V130H196ZM196 131H195V133H196ZM200 131V130H199ZM198 131V132H199ZM202 131V130H201ZM238 131V130H237ZM260 131H261V129H260ZM23 132V131H22ZM34 132H36V130L34 131ZM46 132V131H45ZM118 132V131H117ZM159 132V131H158ZM164 132V131H163ZM210 132V131H209ZM120 133H122L121 131H120ZM146 133H147V131H146ZM187 133V132H186ZM185 133V134H186ZM23 134V133H22ZM41 133H39V135H40ZM101 134V133H100ZM104 134H105V132H104ZM139 134H141V133H139ZM201 134V133H200ZM217 134V133H216ZM235 134V133H234ZM261 134V133H260ZM36 135V134H35ZM39 135H38V139H39ZM102 135V134H101ZM149 135V134H148ZM161 135V134H160ZM219 135V134H218ZM255 135H256V133H255ZM60 136V135H59ZM58 136V137H59ZM96 136H98V135H96ZM109 136V135H108ZM112 136H114V135H112ZM118 136V135H117ZM117 136H115V137H117ZM120 136V135H119ZM131 136V135H130ZM140 136V135H139ZM142 136L144 137V135L142 134ZM178 136V135H177ZM183 136V135H182ZM100 138H101V136H99ZM99 137H97V138H99ZM105 137H106V135H105ZM104 137V138H105ZM114 137V138H115ZM154 137V136H153ZM184 137V136H183ZM185 137H188V136H186L185 135ZM220 137V136H219ZM223 137H225V136H223ZM227 137H229V136H227ZM107 138V137H106ZM114 138H112V139H114ZM141 138V137H140ZM201 138V137H200ZM234 138H235V136H234ZM250 138V137H249ZM261 138V137H260ZM42 138H40V140H41ZM118 139V138H117ZM116 139V140H117ZM119 139H120V137H119ZM126 139V138H125ZM144 139V138H143ZM167 139V138H166ZM198 139H199V137H198ZM227 139V138H226ZM239 139V138H238ZM25 140V139H24ZM59 140V139H58ZM65 140V139H64ZM104 141V139H101V141ZM134 140V139H133ZM132 140V141H133ZM172 140V139H171ZM176 140V139H175ZM186 141H187V139H185ZM201 140H203V142H204V139L203 138H201ZM237 140V139H236ZM108 141V140H107ZM119 141V140H118ZM128 140L126 139V142H127ZM135 141V140H134ZM157 141H159L158 139H157ZM173 141V140H172ZM184 141V140H183ZM190 141V140H189ZM222 141V140H221ZM235 141V140H234ZM233 141V142H234ZM239 141V140H238ZM258 141H259V139H258ZM261 141H263V139L261 140ZM37 142V141H36ZM60 142H61V140H60ZM62 142H65V141H62ZM67 142V141H66ZM91 142H93V141H91ZM105 142V141H104ZM129 142H131V141H129ZM129 142H128V144H129ZM167 142V141H166ZM224 142V141H223ZM228 142H230V141H228ZM232 142V141H231ZM239 142H241V144H242V141H239ZM43 143H44V141H43ZM42 143V144H43ZM73 143V142H72ZM97 142H95V144H96ZM110 143V142H109ZM140 143V142H139ZM138 143V144H139ZM151 143V142H150ZM194 143V142H193ZM196 143V142H195ZM221 143V142H220ZM40 144V146H41V143H39ZM50 144V143H49ZM67 144V143H66ZM66 144H64V145H66ZM70 144V143H69ZM74 144V143H73ZM73 144H72V146H73ZM99 144V143H98ZM134 144V143H133ZM136 144V143H135ZM146 144V143H145ZM162 144V143H161ZM160 144V145H161ZM169 144V143H168ZM171 144H172V142H171ZM180 144V143H179ZM206 144V143H205ZM210 144H212V143H210ZM236 144V143H235ZM38 145V144H37ZM71 145V144H70ZM118 145V144H117ZM120 145V144H119ZM118 145V146H119ZM131 146H133L132 144H130ZM150 145V144H149ZM151 145H153V144H151ZM159 145V144H158ZM189 145H191V144H189ZM198 145V144H197ZM196 145V146H197ZM27 146V145H26ZM47 146V145H46ZM50 146V145H49ZM136 146V145H135ZM147 146V145H146ZM237 146V145H236ZM238 146H240V144H238ZM243 146V145H242ZM245 146V145H244ZM42 147V146H41ZM104 147V146H103ZM108 147V146H107ZM128 147H130V146H128ZM127 147V148H128ZM142 147V146H141ZM158 147V146H157ZM190 148H191V146H189ZM211 147V146H210ZM226 146H224V148H225ZM257 147H259L258 145H257ZM28 148V147H27ZM44 148H45V146H44ZM57 148V147H56ZM74 148V147H73ZM95 148V147H94ZM118 148H120L121 149V147H118ZM126 148V147H125ZM135 148V147H134ZM151 148V147H150ZM198 148H200V147H198ZM198 148H196V149H198ZM209 148V147H208ZM222 148V147H221ZM229 148V147H228ZM242 148V147H241ZM248 148H250V147H248ZM260 148V147H259ZM258 148V150L260 151V149ZM104 149H105V147L103 148V151H104ZM149 149V148H148ZM147 149V150H148ZM159 149V148H158ZM161 149H162V147H161ZM194 149V148H193ZM245 149H247V147L245 148ZM253 148H251V151H254V150H252ZM257 149V148H256ZM255 149V150H256ZM123 150V149H122ZM130 150V149H129ZM142 150V149H141ZM144 150V149H143ZM151 150V149H150ZM164 150V149H163ZM180 150V149H179ZM227 150V149H226ZM257 150V151H258ZM76 151V150H75ZM100 151V150H99ZM106 151H107V149H106ZM126 151V150H125ZM178 151V150H177ZM196 151V150H195ZM199 151V150H198ZM197 151V152H198ZM262 151V150H261ZM47 152V151H46ZM53 152V151H52ZM51 152V153H52ZM105 152V151H104ZM127 152V151H126ZM138 152V151H137ZM150 152V151H149ZM206 152V151H205ZM228 152H231V150L230 149H228ZM54 153V152H53ZM74 153V152H73ZM202 153V152H201ZM208 153V152H207ZM238 153L239 152H237L236 154L238 155ZM97 154H99V153H97ZM129 154V153H128ZM127 154V155H128ZM135 154V153H134ZM140 154V153H139ZM156 154H157V152H156ZM212 154V153H211ZM210 154V155H211ZM234 154H235V152H234ZM252 154H253V152H252ZM261 154V153H260ZM76 155V154H75ZM126 155V154H125ZM136 155V154H135ZM145 155V154H144ZM176 155L177 154H175V157H176ZM207 155V154H206ZM208 155H209V153H208ZM212 155H214V154H212ZM211 155V156H212ZM219 155V154H218ZM240 155V154H239ZM254 155H256L255 153H254ZM263 155V154H262ZM101 156H103V155H101ZM100 156V157H101ZM153 156V155H152ZM168 156H169V154H168ZM234 156V155H233ZM258 156V155H257ZM256 156V157H257ZM260 156V155H259ZM259 156H258V158H259ZM30 157H31V155H30ZM48 157V156H47ZM51 157V156H50ZM49 157V158H50ZM126 157V156H125ZM174 157V158H175ZM178 157V156H177ZM176 157V158H177ZM181 157V156H180ZM180 157H178V158H180ZM235 157V156H234ZM32 158V157H31ZM108 158V157H107ZM106 158V159H107ZM163 158H165V157H163ZM188 158V157H187ZM204 158H207V157H204ZM209 158V157H208ZM207 158V159H208ZM245 159H246V157H244ZM51 159V158H50ZM134 159V158H133ZM153 159V158H152ZM193 159V158H192ZM211 159H213V158H211ZM108 160V159H107ZM119 160V159H118ZM161 160V159H160ZM163 160H167V159H163ZM182 160V159H181ZM180 160V161H181ZM174 161H175V159H174ZM209 161V160H208ZM214 161V160H213ZM216 161L217 160H215V163H216ZM233 161V160H232ZM241 161V160H240ZM264 161V160H263ZM112 162V161H111ZM110 162V163H111ZM117 162V161H116ZM168 162V161H167ZM176 162V161H175ZM212 162V161H211ZM118 163V162H117ZM136 163V162H135ZM141 163V162H140ZM159 163V162H158ZM164 163V162H163ZM163 163H162V165H163ZM185 163H187V161L185 162ZM184 163V164H185ZM246 163V162H245ZM161 164V163H160ZM212 164V163H211ZM217 164V163H216ZM239 164V163H238ZM122 165V164H121ZM119 166V165H118ZM142 166H144V165H142ZM161 166V165H160ZM179 166V168H180V165H178ZM264 166V165H263ZM128 167V166H127ZM167 167V166H166ZM173 167H174V165H173ZM196 167V166H195ZM225 167H226V165H225ZM242 167V166H241ZM255 167V166H254ZM253 167V168H254ZM138 168H140V167H138ZM175 168V167H174ZM236 168V167H235ZM257 168V167H256ZM262 168V167H261ZM181 169V168H180ZM180 169H179V171L178 172H180ZM205 169V168H204ZM229 169V168H228ZM227 169V170H228ZM239 169V168H238ZM161 170V169H160ZM177 170V169H176ZM182 170V169H181ZM198 170H200V169H198ZM209 170V169H208ZM221 170V169H220ZM240 170V169H239ZM131 171V170H130ZM232 171V170H231ZM128 172V171H127ZM133 171H131V173H132ZM207 172H209V171H207ZM225 172H226V169H225ZM225 172H223V173H225ZM134 173H135V171H134ZM133 173V174H134ZM148 173H153V171L152 172H149L148 171ZM192 173V172H191ZM191 173H189V175L187 176L188 178H189V176H191L190 174ZM231 173H234V172H231ZM230 173V174H231ZM236 173V172H235ZM237 173H239V172H237ZM175 174V173H174ZM176 174H177V176L178 175H180L181 173H177V171H176ZM176 174H175V176H176ZM193 174V173H192ZM254 174V173H253ZM151 175V174H150ZM187 175V174H186ZM232 175V174H231ZM131 176V175H130ZM133 176V175H132ZM140 176V175H139ZM174 176V177H175ZM194 176V175H193ZM203 176V175H202ZM228 176V175H227ZM235 176V175H234ZM242 176V175H241ZM145 177V176H144ZM179 177V176H178ZM181 177V176H180ZM179 177V178H180ZM224 178L223 179H225L226 180V178H227V181L225 182L226 184H227V182H228V178L229 177H226L225 175L223 176ZM38 178V177H37ZM132 178V177H131ZM175 178H177V177H175ZM215 178V177H214ZM232 178H233V175H232ZM236 178V177H235ZM243 178V177H242ZM222 178H220V181H218V182H221V180H223ZM135 180V179H134ZM212 180H213V178H212ZM207 181H210L211 182V180H208V178H207ZM216 181V182H217ZM139 182V181H138ZM181 182V181H180ZM180 182H178V181H176V183L177 184H181L182 182H184V181H182L181 183ZM216 183L217 185L216 186H218V184L219 183ZM223 182H224V180H223ZM229 182H232L231 180L229 181ZM234 182V181H233ZM175 183V184H176ZM222 183V182H221ZM183 184V183H182ZM209 183H207V185H208ZM224 184V183H223ZM244 184V183H243ZM135 185V184H134ZM203 185V184H202ZM228 185L230 186V184H227V187H228ZM245 185V184H244ZM264 185V184H263ZM175 186V185H174ZM189 186V185H188ZM176 187H177V185H176ZM173 188H175V187H173ZM224 188V187H223ZM186 189V188H185ZM51 190H53V189H51ZM172 190V189H171ZM170 190V191H171ZM220 190H222V188L220 189ZM261 190H262V188H261ZM54 191H56V190H54ZM58 191V190H57ZM225 191V190H224ZM223 191V192H224ZM52 192V191H51ZM184 192V191H183ZM53 193V192H52ZM57 193V192H56ZM58 193H59V191H58ZM57 193V194H58ZM60 193H62V192H60ZM219 193V192H218ZM220 193H222V192H220ZM56 194V195H57ZM181 194H182V192H181ZM186 194H187V191H186ZM191 193H189V195H190ZM194 194V193H193ZM206 194H208V193H206ZM54 196H55V194H53ZM188 195V196H189ZM195 195V194H194ZM51 196V195H50ZM211 196V195H210ZM246 198H247V196H245ZM66 198V197H65ZM183 199H184V197H182ZM192 198V197H191ZM190 198V199H191ZM212 198V197H211ZM217 198V197H216ZM204 199V198H203ZM176 200V199H175ZM194 200H196V199H194ZM230 201V200H229ZM209 202H210V200H209ZM237 202V201H236ZM194 203V202H193ZM199 203V202H198ZM197 203V204H198ZM248 203V202H247ZM208 204V203H207ZM206 204V205H207ZM249 204V203H248ZM235 205V204H234ZM192 206V205H191ZM199 206H197V208H198ZM194 208V207H193ZM259 208V207H258ZM257 208V209H258ZM206 209V208H205ZM208 209V208H207ZM229 209V208H228ZM1 210V209H0ZM196 210V209H195ZM210 210V209H209ZM230 210V209H229ZM259 210V209H258ZM2 211V210H1ZM79 211V210H78ZM201 212V211H200ZM221 212V211H220ZM224 212V211H223ZM248 212V211H247ZM262 212V211H261ZM81 213V212H80ZM202 214V213H201ZM207 214V213H206ZM213 214V213H212ZM225 214V213H224ZM229 214H231V213H229ZM245 214H247V213H245ZM80 215V214H79ZM205 215V214H204ZM232 215H234L233 213H232ZM236 215H238V214H236ZM211 216H213V215H211ZM227 216H228V214H227ZM226 216V219L228 218L229 219V217H227ZM241 216V215H240ZM196 217V216H195ZM206 217V216H205ZM214 217V216H213ZM231 217V216H230ZM240 218V217H239ZM196 219H200V218H196ZM226 219H222L223 220V222H220V223H225L224 221L226 220ZM241 219V218H240ZM212 220H214V219H212ZM217 220H220V218L219 219H217ZM221 221V220H220ZM232 221V219H230V221L229 222H231ZM200 223V222H199ZM199 223L197 224V225H199ZM219 223V222H218ZM203 224V223H202ZM234 224V223H233ZM206 224H204V226H205ZM213 225V224H212ZM223 225V224H222ZM235 225H237V224H235ZM201 223H200V225L198 226L200 229H201ZM207 226H209V224L207 225ZM211 226V225H210ZM215 226V225H214ZM228 226V225H227ZM226 226V227H227ZM215 228V227H214ZM214 228H212L213 229V231H214ZM198 229V228H197ZM204 228H202L200 231L202 232V230H203ZM224 229H225V227H224ZM199 230V229H198ZM197 230V231H198ZM228 230V229H227ZM4 231L6 232V233H4ZM204 231V233H205V231L206 230H203ZM209 231V230H208ZM212 230H211V234H210V232L206 235L205 234V236H206V238H210V239H212L211 237H214L213 239H216L215 237L217 236V234H218V232H217V230H216V232L214 231L213 232ZM232 231H233V229H232ZM0 232L2 233L3 232V234H2V237H3V235L5 236V235H7L8 233H10V231L9 230H7V229H5V228H3V227H0ZM201 232L199 233V234H201ZM212 233L214 234V233H217V234H215V235H212ZM194 234H196V233H194ZM211 236H210V235ZM12 235V234H11ZM198 234H196V235H194V236H197ZM202 236V235H201ZM7 237H8V235H7ZM186 237V236H185ZM219 236H217V238H218ZM199 238V237H198ZM220 238V237H219ZM14 239L15 238H13V237H9V238H7L6 240H4V241H6V244L8 245V246H5L6 247V249L4 250V252L3 253H0V257H6V258H11L12 257V259H13V257H15L16 256V254L13 256H10L11 254H14L15 252H17V250L15 251L13 248H15L16 249V247H19V246H21V245H19V241L17 242L16 241V243H18V245H16V244H14L15 242H14ZM185 240H183V241H187L186 239L187 238H184ZM196 239V238H195ZM210 239H209V241H210ZM179 241H180V239H178ZM182 240V239H181ZM194 240V239H193ZM199 240V239H198ZM220 240H221V238H220ZM219 240V241H220ZM11 243H10V242ZM182 241V242H183ZM188 241H189V239H188ZM195 241V240H194ZM208 241V242H209ZM213 240H211L210 242L212 243V245H214L213 244V242H212ZM222 241V240H221ZM50 242V244H52V247L53 246H55V245H53L54 243H51V241H49ZM49 242H48V244H49ZM178 241H176V243H177ZM190 242H192V241H190ZM196 242H197V240H196ZM206 242V241H205ZM179 243H181V241L179 242ZM189 243V242H188ZM200 243V242H199ZM261 243H263V242H261ZM178 244V243H177ZM181 244H183V243H181ZM186 244V243H185ZM196 244V243H195ZM208 244H210V243H207L206 245H208ZM80 245H83V244H79V246ZM179 245V244H178ZM184 245V244H183ZM217 245H218V242H217ZM216 245V246H217ZM223 245V244H222ZM1 246V245H0ZM16 246V247H15ZM77 244H74L71 248H68V249H64V250H67V251H69V255H66V254H64V255H66V257H70L71 256V253H72V258H73V260L76 258V255H77ZM182 246V245H181ZM180 246V247H181ZM186 246V245H185ZM215 245L214 246H212L213 248L214 247H216ZM3 247V246H2ZM4 247V248H5ZM24 245L21 247L22 248V250L24 249ZM30 247H33L34 248V250L35 251H37V253L39 254V257L40 256H44V257H48L47 255H48V253L47 252H49V254L51 253L50 252V249L49 250H47V251H45V250H43V248L41 247V248H39V250H36V247L35 246H30ZM170 247H172V246H170ZM187 247V246H186ZM205 247V246H204ZM207 247H209V245L207 246ZM217 247H220L219 245L217 246ZM224 247V246H223ZM20 248V249H21ZM27 247H25V249H26ZM81 248V247H80ZM169 248V247H168ZM182 248V247H181ZM197 248H198V246H197ZM11 249H13V251L11 252V254H10V250ZM25 249L23 250V251H25ZM31 249V248H30ZM82 249V248H81ZM169 249H172L173 250V252H175V251H177V250H175L174 251V248H169ZM168 249V250H169ZM178 250H179V248H177ZM192 249V248H191ZM1 251H3V249L1 248L0 249ZM19 250V249H18ZM52 250L53 251H55V250H57V248L56 247H53L52 248ZM64 250H61V251H64ZM185 250V249H184ZM183 250V251H184ZM210 251H212V249H211V246H210V249H209ZM213 250H215V249H213ZM219 250V249H218ZM5 251H7L10 255L7 257L4 253H5ZM15 251V252H14ZM58 251V250H57ZM66 251V252H67ZM170 251V250H169ZM187 251V250H186ZM198 251H199V248H198ZM205 251V250H204ZM21 252V251H20ZM58 252H60V249H59V251ZM88 252V251H87ZM164 252V251H163ZM172 252V253H173ZM195 252H196V250H195ZM214 252V251H213ZM22 254H24V252H21ZM30 253H32V251L30 252ZM61 253V252H60ZM159 254H160V252H158ZM179 253V252H178ZM177 253V254H178ZM181 254H182V251L180 252ZM186 253V252H185ZM188 253V252H187ZM198 253V252H197ZM197 253H195L196 255H198ZM216 253V251L214 252V254ZM222 253V252H221ZM7 254V253H6ZM18 254H20L19 252H18ZM18 254H17V256H18ZM22 254H20V255H22ZM33 255H26L27 257L29 256L30 258H33L32 259V263L34 264V257H37L38 256V254H36V253H32ZM34 254H36L37 256H34ZM86 254V253H85ZM90 254V253H89ZM190 254V253H189ZM192 254H194V253H192ZM191 254V256H190V258L191 257H193L192 258V260H191V262L194 260V262H192L193 264L195 263V262H197L198 264H199V262H201V261H197L198 260V258L199 257H197V259H196V261H195V259H194V256ZM52 255V254H51ZM165 255V254H164ZM172 255V254H171ZM171 255H169V256H171ZM204 255H205V253H202V255H200V257L202 258V256L204 257ZM217 255V254H216ZM32 256H34V257H32ZM59 255H57L56 257L57 258H60V257H58ZM63 256V255H62ZM86 256V255H85ZM89 256V255H88ZM160 256V255H159ZM169 256H166L165 255V257H169ZM173 256V255H172ZM178 256H180V255H178ZM187 256H189V255H187L186 254V257ZM206 256V255H205ZM214 256V255H213ZM212 256V257H213ZM218 256V255H217ZM2 257V258H3ZM27 258V259H30V258ZM51 256L49 255V257L48 258H50ZM52 257H53V255H52ZM51 257V258H52ZM80 256H78L76 259H78ZM186 257H185V259H186ZM210 257H211V254H210ZM209 257V259H211ZM228 257V256H227ZM9 258V259H10ZM18 258H20V257H18ZM18 258H16V259H18ZM26 257L24 256V259H25ZM41 258V257H40ZM46 258H43L44 259V263L46 262V261H48L46 264H48L49 262L51 263L52 261H49V259L48 260H46L45 261V259ZM57 258L55 259V260H57ZM156 258V257H155ZM154 258V259H155ZM158 258V257H157ZM156 258V259H157ZM172 258V261H173V257H171ZM181 258V257H180ZM205 258V257H204ZM208 258V257H207ZM207 258H205V260H207ZM225 258H226V256H225ZM1 259V258H0ZM23 259V260H24ZM43 259H42V261H43ZM64 259V258H63ZM66 259V258H65ZM64 259V260H65ZM68 259V258H67ZM158 259H160V258H158ZM189 258L187 257V260H188ZM207 260V262L206 261H204L203 263L205 264V262L206 263H208V261L209 262H211L210 260ZM222 259V258H221ZM220 259V260H221ZM11 260V259H10ZM31 260V259H30ZM30 260H28V262H30ZM36 261H37V259H35ZM60 260V259H59ZM145 260V259H144ZM143 260V261H144ZM181 260V259H180ZM184 260V259H183ZM204 259L202 258V261H203ZM213 260V259H212ZM226 260V259H225ZM223 261V263L224 264H230V262H227V261ZM14 261V260H13ZM41 261V260H40ZM39 261V262H40ZM40 262L41 264L43 263V262ZM54 261V260H53ZM68 261V260H67ZM77 261V260H76ZM84 261V260H83ZM178 261V260H177ZM216 261V260H215ZM218 261V260H217ZM9 262V261H8ZM17 262L19 263V264H24L23 262H26L27 263V260H25V261H22V263H21V258H20V261H19V259L17 260ZM54 262H56V261H54ZM59 262V261H58ZM161 262V261H160ZM162 262H163V259H162ZM167 262V261H166ZM166 262H164V263H166ZM188 262V261H187ZM190 262V263H191ZM15 264H16V262H14ZM31 263V262H30ZM29 263V264H30ZM43 263V264H44ZM53 263V262H52ZM144 263V262H143ZM150 264H151V262H149ZM163 263V264H164ZM169 263V262H168ZM189 263V262H188ZM189 263V264H190ZM196 263V264H197ZM9 264H11V263H9ZM28 264V263H27ZM35 264H37L36 262H35ZM39 264V263H38ZM57 264H59V263H57ZM61 264V263H60ZM62 264H66V262H64V263H62ZM153 264H155V262L153 263ZM162 264V263H161ZM167 264V263H166ZM178 264H180L179 262H178ZM181 264H183V263H181ZM209 264V263H208ZM210 264H214V262L213 263H210Z\"/></svg>", "mask_w": 264, "mask_h": 264}, {"label": "clouds", "instance_id": "obj_3", "mask_svg": "<svg viewBox=\"0 0 264 264\" xmlns=\"http://www.w3.org/2000/svg\"><path fill=\"white\" fill-rule=\"evenodd\" d=\"M10 97L0 94V227L26 247L86 245L88 233L73 202L53 198L38 182Z\"/></svg>", "mask_w": 264, "mask_h": 264}]
</instances>
